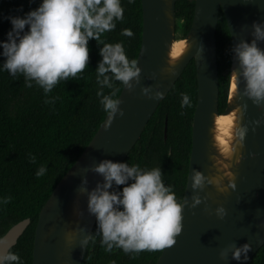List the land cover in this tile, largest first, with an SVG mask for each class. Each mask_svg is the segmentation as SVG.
Wrapping results in <instances>:
<instances>
[{
	"label": "water",
	"instance_id": "water-1",
	"mask_svg": "<svg viewBox=\"0 0 264 264\" xmlns=\"http://www.w3.org/2000/svg\"><path fill=\"white\" fill-rule=\"evenodd\" d=\"M176 1L141 0L142 32L136 57L138 67L142 69L141 84L132 93L122 87L116 99L120 98L122 101L119 107L123 109L124 116L117 115L107 129L104 126L107 121V115L105 116L40 208L34 233L32 264H82L86 249L75 243L69 244L66 240L67 234L78 226H86L92 232L96 221L87 212V197L77 192L82 176H87L88 188L91 190L103 178L88 171V168L104 159L113 162L124 160L160 101L192 59L197 93L192 117L188 173L182 200L185 197L191 202L193 169L209 177L223 176L212 159L213 156L222 159L213 138L215 117L235 112V108L240 107V113L235 112V121L238 118L237 128L246 127L247 133L243 147L235 144L237 151L230 161H226L234 174L236 189L228 188L227 191L220 192L214 186H206L200 192L201 197L207 195L206 202L195 209L185 205L181 234L176 237L174 246L161 251L154 264H246L263 245L264 108L254 106L246 97H234L230 78L227 103L223 112L219 113L215 34L221 10L230 33L231 47L241 39L250 41L251 24L254 21L264 22V0H189L194 2L193 17L188 31L183 35L186 47L174 59L177 63L176 74L173 76L166 69L169 67L171 45L175 40L178 19ZM259 46L264 48V43ZM236 67L237 62L231 53L230 72ZM152 73L157 74L155 80L148 79ZM156 84L161 85L164 97L159 101L146 99L141 94V86ZM243 87L241 83V91ZM237 158H240L239 164L236 163ZM221 183L226 187L228 178L225 177ZM218 206L226 209L227 215L223 219L215 213ZM79 211H83V217L78 216ZM29 223V218H23L11 225L0 237H6L15 245ZM231 243L237 246L244 243L251 245L252 250L248 253L246 262L233 260L231 253L227 260L219 258L220 250Z\"/></svg>",
	"mask_w": 264,
	"mask_h": 264
},
{
	"label": "clouds",
	"instance_id": "clouds-1",
	"mask_svg": "<svg viewBox=\"0 0 264 264\" xmlns=\"http://www.w3.org/2000/svg\"><path fill=\"white\" fill-rule=\"evenodd\" d=\"M132 2L129 0V3ZM123 18L121 0H42L36 9L23 17H7L12 28L7 33V40L0 41L3 50L0 55L5 58L3 68L13 77L22 74L27 87H32L31 82L34 81L47 94L61 80L76 78L88 68V43L95 40L98 46L102 45L99 49L102 59L95 70L97 83L102 88L112 89L108 95L103 91L97 92L107 113L104 125L107 129L117 115L124 116L123 109L119 107L122 101L114 98L119 89L114 87L113 81L120 82L129 93L141 84L142 69L138 67V60L128 59L123 44L106 43L101 39L105 33L115 29V21ZM251 29L250 41L241 39L230 49L237 67L232 68L229 77L234 84V97H246L254 106L264 108V48L259 46L264 43V22L254 21ZM122 35L132 37L133 32L124 29ZM176 63L174 59L168 60L166 71L170 75L176 74ZM156 78V73L148 77L150 80ZM241 83L244 85L242 91ZM160 88L159 84L147 85L141 86L140 91L146 99L159 101L164 97ZM181 96V107H191L189 96L186 93H181ZM240 111V107L235 108L236 113ZM237 121L238 118L230 150L220 149L215 142L222 159L215 156L212 159L223 176L209 177L193 169L191 202L185 197L182 203L177 201L172 187L165 185L160 167L142 169L139 165L130 166L127 162L104 159L88 168V171L102 177V182L97 181L90 190L87 176H82L77 192L87 197V212L96 219L95 235L101 236L105 250L112 252L114 248H120L125 253L135 254L163 252L175 245L176 237L182 232L185 205L195 209L207 201V195H200L206 186H214L220 192L228 188L235 190L234 174L226 161H230L237 151L235 144L243 147L247 133L246 127L237 128ZM31 161L35 163L34 156ZM236 163H240V158ZM45 172L46 168L41 166L36 175L40 177ZM225 177L228 178L226 187L221 183ZM10 200L11 197H6L3 203L7 204ZM215 213L220 219L227 215L223 206H218ZM77 214L80 217L84 215L83 211ZM95 235L86 226H78L67 234L66 240L86 249L89 242L95 243ZM12 248L11 241L0 237V264H20V257L11 251ZM251 250L249 243L239 246L231 243L220 250L219 258L227 260L231 253L233 260L246 262Z\"/></svg>",
	"mask_w": 264,
	"mask_h": 264
},
{
	"label": "trees",
	"instance_id": "trees-1",
	"mask_svg": "<svg viewBox=\"0 0 264 264\" xmlns=\"http://www.w3.org/2000/svg\"><path fill=\"white\" fill-rule=\"evenodd\" d=\"M42 0H0V41L7 40L12 25L9 16L23 17L36 9ZM123 20L115 21L113 31L101 39L106 43H121L129 60L136 59L141 41V0H121ZM176 17L183 20L184 33L190 27L194 2L177 0ZM131 29L132 37L122 35ZM27 31V26L26 29ZM216 59L218 68V110L222 113L230 86L231 38L222 11L216 26ZM101 46L90 40L89 64L76 78L61 80L49 93L32 81L27 87L22 74L13 77L3 68L5 58L0 55V236L23 218L30 223L11 251L18 254L20 264H32L33 240L38 213L53 188L85 148L107 113L100 103L112 89L97 83L95 72ZM0 48V53H2ZM119 89L123 85L113 81ZM181 93H186L191 107H181ZM197 82L193 59L188 62L178 79L144 126L139 138L122 162L139 165L142 169L160 167L166 186L172 187L181 202L187 180L191 149L192 117L196 104ZM52 101L46 103L45 101ZM166 125V138L164 126ZM170 148V153L168 150ZM35 157V163L31 157ZM46 172L37 177L39 167ZM11 197L9 203H3ZM96 221L92 228L95 235ZM161 251L125 253L120 248L107 252L101 236L89 242L82 264H154ZM246 264H264V243Z\"/></svg>",
	"mask_w": 264,
	"mask_h": 264
},
{
	"label": "bare ground",
	"instance_id": "bare-ground-1",
	"mask_svg": "<svg viewBox=\"0 0 264 264\" xmlns=\"http://www.w3.org/2000/svg\"><path fill=\"white\" fill-rule=\"evenodd\" d=\"M186 42L183 37H175L169 52L170 59H176L185 49ZM234 90V84L231 82V91ZM235 112L219 114L215 117L213 138L220 149H229L234 137ZM223 155V153H221Z\"/></svg>",
	"mask_w": 264,
	"mask_h": 264
},
{
	"label": "rangeland",
	"instance_id": "rangeland-1",
	"mask_svg": "<svg viewBox=\"0 0 264 264\" xmlns=\"http://www.w3.org/2000/svg\"><path fill=\"white\" fill-rule=\"evenodd\" d=\"M184 34L183 20L177 19L175 37H183Z\"/></svg>",
	"mask_w": 264,
	"mask_h": 264
}]
</instances>
